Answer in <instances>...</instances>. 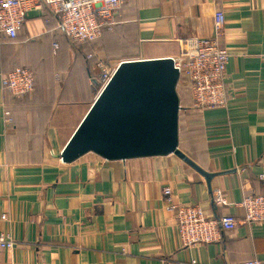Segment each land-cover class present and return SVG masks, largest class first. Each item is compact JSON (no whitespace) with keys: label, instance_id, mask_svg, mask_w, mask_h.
<instances>
[{"label":"crops","instance_id":"0c3cea01","mask_svg":"<svg viewBox=\"0 0 264 264\" xmlns=\"http://www.w3.org/2000/svg\"><path fill=\"white\" fill-rule=\"evenodd\" d=\"M120 7L117 25L95 44L65 40L46 11L29 13L12 42L0 36V233L15 242L0 264L264 263V224L185 247L162 195L168 187L175 205L242 219V197L264 194V0H124ZM216 10L226 21L228 104L194 109L178 77L177 155L107 161L85 151L66 164L56 157L101 91L98 62L113 70L122 61L176 57L181 41L210 37ZM19 66L34 74V93L16 99L1 78ZM114 99L100 116L114 114L115 122L134 111L130 92ZM214 190L225 206L212 205Z\"/></svg>","mask_w":264,"mask_h":264},{"label":"built area","instance_id":"2783aa9c","mask_svg":"<svg viewBox=\"0 0 264 264\" xmlns=\"http://www.w3.org/2000/svg\"><path fill=\"white\" fill-rule=\"evenodd\" d=\"M123 2L124 0H0V36L12 42L29 13L46 11L55 19L64 38L76 44L93 43L101 37L102 32L112 31L117 25ZM212 21L213 31L210 37L194 36L181 41L178 55L169 58L178 76L187 80L193 108L199 110L224 108L228 104L229 86L226 83L225 67L230 54L222 46L226 25L223 12L216 10ZM120 63L113 70L101 62L97 63L101 72V90L112 79ZM1 86L13 98L30 96L34 93V74L28 68L19 66L3 74ZM4 114L5 117L9 115L8 112ZM162 195L165 208L173 214L177 232L185 247L211 244L219 233H231L240 225L264 224V194H246L242 197L239 203L244 214L242 219L234 216L209 218L199 205H175L168 187L163 190ZM210 199L215 207L227 204L219 190H214ZM14 246L15 242L10 236L0 233V253ZM243 264L264 263L250 258Z\"/></svg>","mask_w":264,"mask_h":264},{"label":"water","instance_id":"95a60500","mask_svg":"<svg viewBox=\"0 0 264 264\" xmlns=\"http://www.w3.org/2000/svg\"><path fill=\"white\" fill-rule=\"evenodd\" d=\"M178 77L169 58L121 62L56 157L66 164L85 151L98 153L107 161L149 154L177 155L179 106L174 89ZM152 89L160 90L152 94ZM129 92L135 104L130 115H121L115 122L111 121L114 114L100 116L105 100L120 102Z\"/></svg>","mask_w":264,"mask_h":264},{"label":"trees","instance_id":"16d2710c","mask_svg":"<svg viewBox=\"0 0 264 264\" xmlns=\"http://www.w3.org/2000/svg\"><path fill=\"white\" fill-rule=\"evenodd\" d=\"M65 40H67V39H65ZM67 41H69V40H67ZM98 41V40H97ZM97 41L96 42H93V43H82V44H76V43H73V42H71L72 44H75V45H77V46H81V45H85V44H95V43H97ZM86 57H88V59H90V60H93L94 59V56H93V53H91V54H88V56H86ZM100 61V60H99Z\"/></svg>","mask_w":264,"mask_h":264}]
</instances>
